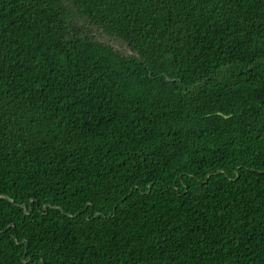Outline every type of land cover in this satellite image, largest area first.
Listing matches in <instances>:
<instances>
[{"label": "trees", "instance_id": "trees-1", "mask_svg": "<svg viewBox=\"0 0 264 264\" xmlns=\"http://www.w3.org/2000/svg\"><path fill=\"white\" fill-rule=\"evenodd\" d=\"M0 264H264V0H0Z\"/></svg>", "mask_w": 264, "mask_h": 264}, {"label": "rangeland", "instance_id": "rangeland-1", "mask_svg": "<svg viewBox=\"0 0 264 264\" xmlns=\"http://www.w3.org/2000/svg\"><path fill=\"white\" fill-rule=\"evenodd\" d=\"M84 24L85 23H83L82 25H84ZM87 29H88L87 30L88 33L95 36L98 39V41L111 45L117 52H119L123 55L131 54V51L122 42L116 40L115 38H110V37L106 36L97 27L87 26Z\"/></svg>", "mask_w": 264, "mask_h": 264}, {"label": "water", "instance_id": "water-1", "mask_svg": "<svg viewBox=\"0 0 264 264\" xmlns=\"http://www.w3.org/2000/svg\"><path fill=\"white\" fill-rule=\"evenodd\" d=\"M131 54H132V52H131Z\"/></svg>", "mask_w": 264, "mask_h": 264}]
</instances>
